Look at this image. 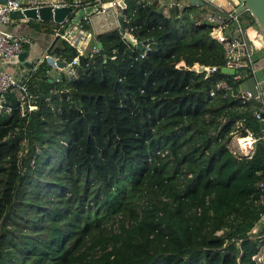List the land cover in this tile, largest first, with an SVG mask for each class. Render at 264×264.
Segmentation results:
<instances>
[{
    "label": "trees",
    "instance_id": "16d2710c",
    "mask_svg": "<svg viewBox=\"0 0 264 264\" xmlns=\"http://www.w3.org/2000/svg\"><path fill=\"white\" fill-rule=\"evenodd\" d=\"M124 2L141 48L119 27L93 34L103 52L85 50L74 75L47 76L46 59L32 71L34 108L3 95L0 264H260V105L242 101V80L194 69L224 64L199 4ZM56 40L68 63L76 49ZM248 131L253 153L233 152Z\"/></svg>",
    "mask_w": 264,
    "mask_h": 264
},
{
    "label": "built area",
    "instance_id": "2783aa9c",
    "mask_svg": "<svg viewBox=\"0 0 264 264\" xmlns=\"http://www.w3.org/2000/svg\"><path fill=\"white\" fill-rule=\"evenodd\" d=\"M62 1V0H61ZM24 3H19L17 0H6L4 2L0 1V25L4 23H8L11 21L10 12L15 9H22L25 6L32 5L23 1ZM157 4L162 6V10L167 14V10L169 8L175 7L176 10H179L181 7V3L178 0H169L167 5L163 4L161 0H156ZM99 4V8L95 11L98 14H104L108 11L114 12V14L120 16L122 13V6L119 3V0H109L107 5L102 4L101 0H95L93 4ZM204 3V2H203ZM46 4V3H41ZM53 5H63L69 4L73 7L85 8L89 4L82 3L80 1H74L72 3L66 2H57L50 3ZM205 6L207 4H201ZM227 5L230 10H224L222 8H216L213 6H208L209 11L204 14H199L196 17V22H205L209 24L210 27V36L214 38L217 42H219L224 51V64L219 68L216 65H200L194 64V69L199 71L198 68L202 67V72H204L205 76L210 74L211 72L219 69L221 67L233 68L234 73L231 74L234 80H244L248 76H254L258 70L264 67V62L260 64V61L263 60L262 57L254 58V50H255V41H252L246 30L241 25L240 19L238 17V13L244 10H236V6H233L230 2L227 1ZM71 27H75L77 29L78 37H76L73 32L69 33L67 30L71 29ZM57 36L66 40L71 46H73L77 54L72 58L71 61L65 63V73L68 76H72L75 74V65L78 63V58L81 54L84 53L87 42L86 33L84 28L80 25H75L72 22H69L66 28H62V30H58L56 32ZM122 34L125 35L126 32L122 30ZM261 40L264 43V35L261 32ZM80 37V38H79ZM78 38V40H77ZM133 38V37H132ZM134 42H136L135 38H133ZM28 38L24 36H16L9 31H6L2 27H0V58H6L13 55H17L22 52L24 44L28 43ZM98 47L94 48L97 50ZM46 55L45 57H47ZM143 56V54H141ZM183 61L175 63L176 67L183 65ZM35 68H32L25 72V74L21 76H16L7 72L4 69H0V110L3 108L2 100L3 95L8 91H15L19 96V105L24 109V106H27V109L30 110L35 107L32 101L34 100V95L28 87L29 80L31 79L32 71ZM264 79V78H263ZM262 80H258L257 84H259ZM219 86H226L227 84L224 81H221L218 84ZM262 90V89H261ZM261 90H259V97L261 94ZM213 92H211L212 94ZM250 93L248 91L240 90V98L242 101L249 100ZM257 97L259 101L260 98ZM262 102H260L261 104ZM5 110H9V107H6ZM261 112H264V108H259V110L255 111V117L260 120H264V117L261 115ZM263 141L264 145V128H262V134L260 137ZM257 137L251 132L248 131L246 135L239 136L236 135L234 138V142L231 146L233 152L242 155V156H250L255 148V144L257 141ZM261 185L264 187V178L261 181ZM264 246V245H263ZM262 246V247H263ZM262 249V248H261Z\"/></svg>",
    "mask_w": 264,
    "mask_h": 264
},
{
    "label": "crops",
    "instance_id": "0c3cea01",
    "mask_svg": "<svg viewBox=\"0 0 264 264\" xmlns=\"http://www.w3.org/2000/svg\"><path fill=\"white\" fill-rule=\"evenodd\" d=\"M23 1L30 3L32 5H37L41 3L50 4L57 2L72 3L74 1H80L82 3L93 5L90 3L94 2L95 0H62V1L61 0H23ZM104 1L105 0H101V3L105 4ZM178 1L181 3V5H183L184 3L188 4V1L191 2V0H178ZM203 2H206V4L210 7L213 6L216 8H222L224 10H230V8H228L229 6L227 5V0H203ZM118 18L119 16L114 14V12L112 11H108L107 13L104 14H98L94 12L88 17H86L85 20H87L89 26L87 28L83 27L87 35L85 37L86 38L85 41L87 42L85 50H87L88 48L90 50H94V48H90L91 46L90 42L93 34L108 31L110 29L119 27ZM29 20H33V19L11 18V21H9L8 23H4L0 25V27L5 29L6 31H9L16 36H24L29 40L28 43L24 44L22 49V51L26 52V56L24 57L23 61L20 60L18 54L6 58H0V69H4L7 72L14 74L16 76H21L25 74L26 71L32 68H36V66L39 63H41L44 59H46L45 57L46 55L52 57L55 60L62 61L59 55L53 52L55 46L58 44V40H56L57 38L56 32L58 31V27L55 26L58 23L53 21L33 20L32 22L37 25V26H33V24L29 23ZM67 25H61V27L66 28ZM67 31L69 33L73 32V34L76 37H78L77 29L75 27H71V29H68ZM255 43L258 48L264 47V43L261 40V36H260V40L255 41ZM262 51H264V48L261 49V52ZM261 54H262L261 56H264V53ZM261 56L260 54L257 53V57H261ZM50 65H51L50 68L47 69V74H46L47 76L54 77L56 79L57 77H60L61 72H65L66 69L65 65L63 67H58L55 63ZM260 96H261L260 100H262L260 102L262 103L259 104L260 105L259 107L264 108V90H261Z\"/></svg>",
    "mask_w": 264,
    "mask_h": 264
},
{
    "label": "water",
    "instance_id": "95a60500",
    "mask_svg": "<svg viewBox=\"0 0 264 264\" xmlns=\"http://www.w3.org/2000/svg\"><path fill=\"white\" fill-rule=\"evenodd\" d=\"M4 2L6 0H0ZM19 3H24L23 0H17ZM233 6H239L240 10H247L253 16L257 26L261 30L264 35V0H227ZM192 3L203 4V0H191ZM120 5L122 6V14L125 12V2L124 0H119ZM99 8V4L88 5L85 8H78L77 10H73V8L69 4L63 5H53V4H37V5H29L25 6L22 9H15L10 12V16L12 18H27L33 20H41V21H53L56 23H63L68 19L75 25H80L84 28L89 26L86 17L94 13ZM86 16V17H85ZM119 28L123 30V19L122 16L118 18ZM125 37L129 38L134 42L133 38L125 34ZM145 42H137V46L139 48ZM97 47L100 49L99 52H103L101 48V42H97ZM21 61H23L26 56V52L22 51L18 54ZM48 63H55L58 67H63L65 64L63 61L55 60L50 56L46 57ZM264 62L260 61V64ZM199 71L202 70V67L198 68ZM220 70L222 72H227L229 74L234 73L233 68L221 67ZM264 67L256 72L254 76H248L246 79L242 80L239 83V89L241 91H248L250 93L249 101L259 105L260 101L257 99L259 97V90H264ZM258 80H262L259 84H257ZM261 95V94H260ZM260 98V97H259ZM261 115L264 117V112H261ZM261 128H264V120H260Z\"/></svg>",
    "mask_w": 264,
    "mask_h": 264
},
{
    "label": "rangeland",
    "instance_id": "374dc122",
    "mask_svg": "<svg viewBox=\"0 0 264 264\" xmlns=\"http://www.w3.org/2000/svg\"><path fill=\"white\" fill-rule=\"evenodd\" d=\"M161 1L163 4L167 5L169 0H161ZM104 3L107 5L109 3V0H105ZM236 7H237L236 10H240V5ZM208 11H209L208 5H205V6L200 5V7L197 10L196 15L198 16L199 14H204ZM242 12L243 11H240L238 13V17L240 19L242 27L244 28V30H246V32L248 33L252 41H259L260 40L259 35H261V30L256 25L255 21L253 22L249 17L244 16ZM255 46L256 47H255L254 54H253L254 58H256L257 53L260 54V56L262 55L261 53H264V51L261 52V49H263L264 47L258 48L256 43H255ZM235 136L236 135H234L230 141V144H229L230 147L232 146L234 142ZM262 220L264 221V217L262 218ZM257 260L259 261L260 264H264V246L258 253Z\"/></svg>",
    "mask_w": 264,
    "mask_h": 264
},
{
    "label": "clouds",
    "instance_id": "9594fccd",
    "mask_svg": "<svg viewBox=\"0 0 264 264\" xmlns=\"http://www.w3.org/2000/svg\"><path fill=\"white\" fill-rule=\"evenodd\" d=\"M122 14V13H121ZM121 16V15H120ZM131 36V35H130ZM132 37V36H131ZM97 46V45H96ZM65 64V63H64Z\"/></svg>",
    "mask_w": 264,
    "mask_h": 264
}]
</instances>
